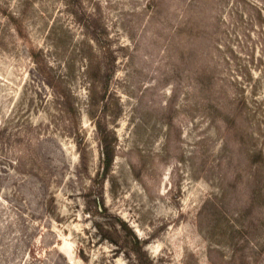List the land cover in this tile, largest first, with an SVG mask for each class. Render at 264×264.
I'll return each mask as SVG.
<instances>
[{"label":"rangeland","instance_id":"rangeland-1","mask_svg":"<svg viewBox=\"0 0 264 264\" xmlns=\"http://www.w3.org/2000/svg\"><path fill=\"white\" fill-rule=\"evenodd\" d=\"M257 6L0 0V264H264Z\"/></svg>","mask_w":264,"mask_h":264},{"label":"trees","instance_id":"trees-1","mask_svg":"<svg viewBox=\"0 0 264 264\" xmlns=\"http://www.w3.org/2000/svg\"><path fill=\"white\" fill-rule=\"evenodd\" d=\"M251 5V4H250ZM254 6H256V5H253V7ZM258 7V6H257ZM257 15L254 17V15L253 16H250V18L247 20L246 19V24L248 25V23H249V25H251V26H257V27H260L261 28V30L263 31V33H264V9L262 8V7H258L257 8ZM240 103H243V104H246V99L243 97V98H241L240 99ZM260 156H261V160H263L264 161V156H263V154L261 153L260 154ZM110 161H111V155H110V153L108 152V150H106V151H104V164L107 166V167H109V165H110ZM131 242L133 243V245H137V246H139L140 245V241H139V239L134 235V233H131ZM137 246H135L136 247V250H135V252H136V254H138V256L140 257V259H142L143 258V253H142V248H141V246H139V247H137Z\"/></svg>","mask_w":264,"mask_h":264}]
</instances>
